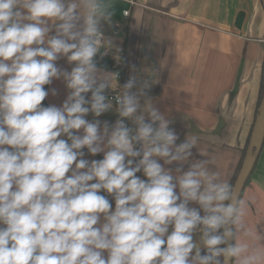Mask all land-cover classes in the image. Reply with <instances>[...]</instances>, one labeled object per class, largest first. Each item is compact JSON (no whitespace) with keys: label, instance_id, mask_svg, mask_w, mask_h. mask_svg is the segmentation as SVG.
I'll list each match as a JSON object with an SVG mask.
<instances>
[{"label":"clouds","instance_id":"clouds-1","mask_svg":"<svg viewBox=\"0 0 264 264\" xmlns=\"http://www.w3.org/2000/svg\"><path fill=\"white\" fill-rule=\"evenodd\" d=\"M110 8L0 0V264H264L251 201L206 153L193 158L196 134L177 143L172 121L151 100L141 106L147 83L132 92L130 78L115 108L104 94L118 87L95 61L112 48L101 30ZM64 57L71 71L57 66ZM54 79L70 93L45 107ZM110 110L111 126L85 118ZM85 148L103 159H84Z\"/></svg>","mask_w":264,"mask_h":264},{"label":"crops","instance_id":"crops-1","mask_svg":"<svg viewBox=\"0 0 264 264\" xmlns=\"http://www.w3.org/2000/svg\"><path fill=\"white\" fill-rule=\"evenodd\" d=\"M132 1L111 0L110 22L102 21L101 30L112 48L97 54V67L115 73L118 52L126 44L123 85L135 78L131 91L138 92L147 83L141 106L151 100L172 121L170 127L180 138L177 143L195 133L193 158L205 159L198 151L206 153L230 181L241 162L259 99L264 54L261 0ZM56 64L67 71L74 67L66 57ZM44 87L49 92L42 101L45 107H61L70 93L63 79ZM114 90L108 88L104 94ZM85 118L110 126L120 119L112 110ZM82 151L89 161L103 159V153L92 156L86 148ZM167 167L174 170L176 165ZM136 175L147 179L142 171ZM240 196L251 201L250 223L264 228V140Z\"/></svg>","mask_w":264,"mask_h":264},{"label":"water","instance_id":"water-1","mask_svg":"<svg viewBox=\"0 0 264 264\" xmlns=\"http://www.w3.org/2000/svg\"><path fill=\"white\" fill-rule=\"evenodd\" d=\"M261 3L264 9V0H261ZM263 140H264V91L262 94L260 104L257 108V114L253 122L252 131L245 154L242 158L239 170L233 182L236 185L240 195L253 170Z\"/></svg>","mask_w":264,"mask_h":264},{"label":"trees","instance_id":"trees-1","mask_svg":"<svg viewBox=\"0 0 264 264\" xmlns=\"http://www.w3.org/2000/svg\"><path fill=\"white\" fill-rule=\"evenodd\" d=\"M125 51H126V44H124L123 49L120 52H118L119 63L116 64L115 66H113L114 67V70L121 75V78H120V88H122V85H123V82H124V72H125V63H124V60H125ZM263 91H264V54H263V64H262V75H261L260 93H259V99H258V102H257V108H258V106L260 104ZM256 114H257V109H256L255 116H256ZM126 121H127V125L128 126L134 127V125H132L131 121H128V120H126ZM251 131H252V128H251ZM251 131L249 132V136H248V139L246 141V144H245L244 148L242 149V158H243V156L245 154V151H246V148H247V145H248V142H249V138H250V135H251ZM242 158H241V161H242ZM240 164H241V162L237 165V168H236V170L234 172V175L230 179V182H232V183L235 180V177H236V174H237V172L239 170ZM100 194L106 196L109 199L110 204L115 207V200H114V197L112 195L108 194L106 191H102V192H100ZM171 230H172V228H169V232H171ZM198 236H199V232L195 233L194 234V239L196 237H198ZM202 254H204L203 251H202Z\"/></svg>","mask_w":264,"mask_h":264},{"label":"built area","instance_id":"built-area-1","mask_svg":"<svg viewBox=\"0 0 264 264\" xmlns=\"http://www.w3.org/2000/svg\"><path fill=\"white\" fill-rule=\"evenodd\" d=\"M130 2L131 3H134V1H132V0H130ZM124 14L125 15L128 14V10H125L124 11ZM115 73H118V72H115ZM120 78H121V75L118 73V79L117 80L119 81ZM119 94H120V86H118L117 88H115L114 92L106 93L105 95L108 97V99H111L112 100L113 104L116 105L115 97L117 95H119ZM125 123L127 124L126 120H125Z\"/></svg>","mask_w":264,"mask_h":264}]
</instances>
